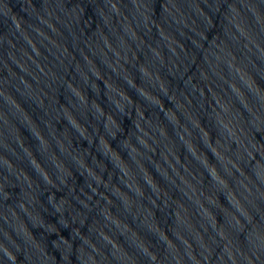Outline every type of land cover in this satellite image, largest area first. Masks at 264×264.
I'll return each mask as SVG.
<instances>
[{
	"label": "water",
	"instance_id": "obj_1",
	"mask_svg": "<svg viewBox=\"0 0 264 264\" xmlns=\"http://www.w3.org/2000/svg\"><path fill=\"white\" fill-rule=\"evenodd\" d=\"M0 264H264V0H0Z\"/></svg>",
	"mask_w": 264,
	"mask_h": 264
}]
</instances>
